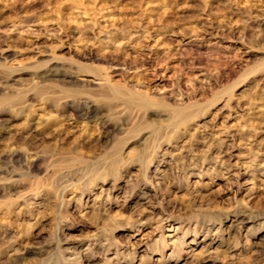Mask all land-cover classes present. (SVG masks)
Masks as SVG:
<instances>
[{
    "label": "rangeland",
    "instance_id": "374dc122",
    "mask_svg": "<svg viewBox=\"0 0 264 264\" xmlns=\"http://www.w3.org/2000/svg\"><path fill=\"white\" fill-rule=\"evenodd\" d=\"M0 264H264V0H0Z\"/></svg>",
    "mask_w": 264,
    "mask_h": 264
}]
</instances>
